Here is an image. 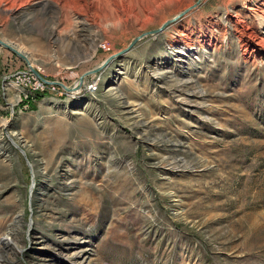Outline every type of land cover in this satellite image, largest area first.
<instances>
[{
  "label": "rangeland",
  "instance_id": "1",
  "mask_svg": "<svg viewBox=\"0 0 264 264\" xmlns=\"http://www.w3.org/2000/svg\"><path fill=\"white\" fill-rule=\"evenodd\" d=\"M198 2L0 0L31 58L0 46V264H264V0ZM192 7L103 71L115 92L4 82L72 86Z\"/></svg>",
  "mask_w": 264,
  "mask_h": 264
},
{
  "label": "built area",
  "instance_id": "2",
  "mask_svg": "<svg viewBox=\"0 0 264 264\" xmlns=\"http://www.w3.org/2000/svg\"><path fill=\"white\" fill-rule=\"evenodd\" d=\"M27 65V64H26ZM39 74L41 70L37 68ZM103 74L94 75L92 80H86L84 83V86L79 89V91H72L67 92L64 89H62L59 85L53 84H47L40 80L30 69V67L27 65V67L24 70H18L15 74L9 77L4 78V82L7 85L13 86L11 84H15L18 88H15L17 91V102H22L23 99H34L37 95V93H57L59 95H65L72 99H82L85 94H89L91 97H95L97 93H99L101 90H103L102 84H103ZM60 83L67 88L71 89L77 86L78 80L72 85L67 86L66 83L57 82ZM109 91V88H106L103 90V92ZM34 96V98H32ZM84 109V108H82ZM85 110V109H84Z\"/></svg>",
  "mask_w": 264,
  "mask_h": 264
},
{
  "label": "water",
  "instance_id": "3",
  "mask_svg": "<svg viewBox=\"0 0 264 264\" xmlns=\"http://www.w3.org/2000/svg\"><path fill=\"white\" fill-rule=\"evenodd\" d=\"M203 0H199L198 4L195 6L197 7L199 4L202 3ZM195 7H192L184 12H182L180 15L176 16L175 18H173L172 20L166 22L161 28L157 29V30H154V31H151V32H148V33H145L143 34L142 36L138 37V38H135L131 44L129 45L128 49L121 52V53H118V54H115L111 57H109L101 66H99L98 68L92 70V71H89L87 73H85L83 76L80 77V79L78 80V84L76 87L74 88H67L66 86L60 84V83H57V82H53V84H56V85H59L62 89H64L65 91L67 92H72L74 90H79L81 89L83 86H84V83L86 82L87 78L89 76H92V75H98V74H101L103 73L104 70H106V68L114 61H116L118 58H122L124 57V55H126L127 53H129L130 51H132L136 46L137 44L142 41L144 38L146 37H149V36H157V35H160L162 34L163 32H165L171 25H173L177 20L181 19L183 16H185L187 13H189L192 9H194ZM0 46L1 47H4L10 51H12L15 55H17L20 59H22L24 62L28 63V60L26 59V57L24 55H22L21 53H19L17 51V49L15 50L14 47H12L11 45L7 44L6 42L4 41H1L0 40ZM28 65V64H27ZM29 66V65H28ZM31 71L40 79L42 80L43 82L47 83V84H52L51 82L45 80L40 74L39 72L32 68L31 66H29Z\"/></svg>",
  "mask_w": 264,
  "mask_h": 264
},
{
  "label": "bare ground",
  "instance_id": "4",
  "mask_svg": "<svg viewBox=\"0 0 264 264\" xmlns=\"http://www.w3.org/2000/svg\"><path fill=\"white\" fill-rule=\"evenodd\" d=\"M30 1H31V0H30ZM87 1H88V0H85V2H87ZM100 1H101V0H100ZM112 1H113V0H112ZM79 2H80V1H79ZM81 2H82V1H81ZM104 2H105V1H104ZM92 3H93V2H92ZM94 3H95V2H94ZM94 3H93V5H94ZM101 3H102V2H101ZM107 3H108V2H107ZM109 3H111V2H109ZM112 3H113V2H112ZM112 3H111V4H112ZM117 3H118V2H117ZM121 3H124V2H121ZM83 4H84V3H83ZM89 4H90V2H89ZM103 4H105V3H103ZM103 4H102V5H103ZM111 4H110V5H111ZM119 4H120V3H118V5H117V4H115V5H116V7L118 6V8H122V7H123V8L121 9V12H122V10H123L124 8H126V7H124L125 4H123V6H122V4H120L121 6H120ZM105 5H107V4H105ZM82 6H83V5H82ZM91 6H92V4H91ZM98 6L101 7L99 4H98ZM98 6H97V8H98ZM79 7H80V6H79ZM92 7H93V6H92ZM106 7H107L108 10H111V9H110L111 6L109 7V6L107 5ZM106 7H105V8H106ZM113 7H114V6H113ZM113 7H112V8H113ZM88 8H89V7H88ZM97 8H96V9H97ZM105 8H104V11H103V12L107 13V14L104 13L105 16H106V15L108 16V15H109V14H108L109 12H108V10L105 9ZM90 9H91V8H90ZM90 9H89V10H90ZM99 9H100V8H99ZM113 9H114V8H113ZM115 9H116V8H115ZM71 10H72V9H71ZM93 10H94V9H93ZM105 10H107V12H106ZM117 10H118V9H117ZM119 10H120V9H119ZM100 11H101V9H100ZM112 11H113V10H112ZM89 12H90V11H89ZM94 12H95V11H94ZM97 12H98V11H97ZM113 12H114L115 15H116V12H117V11H116V12L113 11ZM113 12H111V13H113ZM82 13L84 14V12H81V15H82ZM111 13H110L109 16H112V15H113V14L111 15ZM119 13H120V12H119ZM124 13H125V12H124ZM96 15H97V14H96ZM122 15H123V14H122ZM78 16H80V15H78ZM97 16H98V15H97ZM99 16H100V15H99ZM118 16H119V15H118ZM120 18H121V17H120ZM120 18H119V19H120ZM104 19H107V18H104ZM116 19H118V18H116ZM101 20H103V18H102ZM120 20H121V19H120ZM105 21H107V20H105ZM102 22H103V21H102ZM99 23H100V22H99ZM102 25H103V23H102ZM102 25H101V26H102ZM23 55L26 57V59H27L28 61L31 59L30 56H29L27 53H25V54H23ZM117 89H118V88L113 84V85H111V86L109 87V91H106V92H115V91H117ZM136 112H137V111H134L133 114H138V113H139V112H138V113H136ZM169 165H171V166H172L171 168H174V169H177V168H183V167H182L183 163H182V161H180L179 159L175 160L174 162H171Z\"/></svg>",
  "mask_w": 264,
  "mask_h": 264
},
{
  "label": "trees",
  "instance_id": "5",
  "mask_svg": "<svg viewBox=\"0 0 264 264\" xmlns=\"http://www.w3.org/2000/svg\"><path fill=\"white\" fill-rule=\"evenodd\" d=\"M38 98V97H37Z\"/></svg>",
  "mask_w": 264,
  "mask_h": 264
}]
</instances>
